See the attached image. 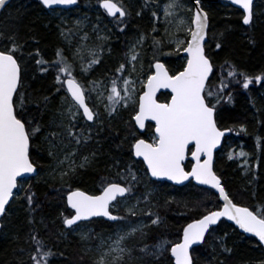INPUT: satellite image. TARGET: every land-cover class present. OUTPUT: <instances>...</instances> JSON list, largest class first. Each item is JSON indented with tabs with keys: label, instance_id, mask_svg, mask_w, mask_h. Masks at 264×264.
Returning a JSON list of instances; mask_svg holds the SVG:
<instances>
[{
	"label": "snow or ice",
	"instance_id": "1",
	"mask_svg": "<svg viewBox=\"0 0 264 264\" xmlns=\"http://www.w3.org/2000/svg\"><path fill=\"white\" fill-rule=\"evenodd\" d=\"M10 4L11 0H0V10H5ZM40 4L55 11L56 6L77 5L78 0H40ZM231 4L242 10L244 25L254 26V0H231ZM192 5L195 11L193 7L186 6L184 0H164L162 5H158L157 10L152 11L155 20L150 33H142L129 47L125 60L115 69L116 74L110 77L108 83L103 79L85 82L83 78H77L74 64L63 55L62 49H58L57 59L52 63L58 73L55 82L59 86L56 91L61 92V104L50 119L47 130L32 115L28 107L29 96L23 90L20 60L24 55V44L17 33L6 35L0 32V217H6L10 202H14V197L18 198L23 191L28 222L35 223L32 214L39 206L34 199L35 193L25 189L18 178H24L26 174H39L32 158V148L38 139L43 138L47 154L54 161L51 168L53 178L70 185L79 169L90 167L95 161V152L82 155L79 162L76 157L103 131L100 107L103 106L108 118L118 115L121 109L131 107L134 109L132 119L139 129H145L146 122H154L151 141L137 137L131 146V154L146 165L144 175L155 178V181H172L177 185L194 180L198 185L215 189L223 205L218 206L217 210H208L205 206V214L183 228L182 238L178 242L159 237L152 245L141 243L129 246V241L137 237L141 240L146 238L145 229L149 228V224L133 218L147 216L151 225L159 226L161 223L158 214L152 218L154 214L150 210L139 207L141 203L150 202L151 191L146 185L145 191L137 195L143 176L130 163L122 171L118 170L123 183L107 181L98 195L79 188L67 193V205L74 210V214L65 216L62 223L73 232L80 231L81 240L88 244H92L94 239L98 240V243L87 248V251L99 253L93 264H144L146 258L159 259L168 252L170 264H193L190 251L193 245L205 243L206 235H212L215 231L212 226L221 218L233 221L243 232L264 244V208L254 206L250 210L247 206L234 203L213 169V152L225 135V131L218 127L216 114L230 82L221 80L220 86L213 91L209 77L214 65L206 51L208 13L201 7V0H192ZM100 7L108 16L116 17L119 14L120 23H126L124 18L129 15V10L122 3L101 0ZM136 14L141 15V12ZM158 23L165 26L163 35H151L159 33ZM82 39H88L86 33ZM149 39L152 59L147 62L148 72H144L147 55L145 42ZM215 47L220 49L222 45L217 42ZM165 48L168 50L165 51ZM82 50L92 57L87 62ZM100 51L101 45L77 48L74 58L79 57L81 73L90 72L94 65L100 63ZM181 53L184 55L181 56ZM171 56L185 61L182 70L173 71L166 66V62H161L160 57ZM36 63L47 61L37 60ZM228 76L236 77L244 89H248L254 81L264 82V74L252 77L230 70ZM239 77H243L242 81ZM161 89L170 90L168 102L159 101L157 93ZM231 100L229 93L227 102ZM50 102L49 96L35 101L38 108L44 109H48ZM148 127L152 128L153 125L148 124ZM189 155L191 160L186 164ZM239 155L247 157L249 154L241 152ZM229 159H232L231 155ZM121 211L123 215L119 214ZM95 217H104L120 224L113 234L105 237L80 223L91 222ZM30 237L36 249L30 257L33 264H50L55 252L51 248L45 250L46 245L34 227ZM218 246L224 252H231L222 239ZM136 252L140 255H134Z\"/></svg>",
	"mask_w": 264,
	"mask_h": 264
},
{
	"label": "trees",
	"instance_id": "2",
	"mask_svg": "<svg viewBox=\"0 0 264 264\" xmlns=\"http://www.w3.org/2000/svg\"><path fill=\"white\" fill-rule=\"evenodd\" d=\"M117 2L129 10V15L124 18L126 23H120L119 18L108 17L100 9L101 0H78L73 9L55 11L45 9L40 0H14L0 14V32L6 35L17 33L18 39L24 44V55L20 60L23 90L29 96L28 107L32 115L44 130H47L50 119L61 104V92L56 91L59 86L55 82L58 73L52 63L57 59V50L62 49L63 55L74 64V75L77 78H83L85 82L86 79H109L125 60L129 45L134 44L142 33H150L155 20L152 11L157 10L164 0ZM184 2L192 6L191 0ZM202 7L209 17L206 51L214 65L209 81L213 91L220 86L221 80L230 82L224 90L225 99L218 106L216 116L218 127L230 130L231 134L216 155L215 171L234 203L247 206L250 210L254 206L264 208V82L254 81L248 89H244L236 77L228 76L230 70L252 77L264 74V0H255L252 27L242 23L241 11L231 5L204 1ZM137 12H141V15H137ZM82 19V29L76 35L72 29ZM103 24V36L107 38L98 42L96 37H99ZM160 32L159 28V33L151 35H162ZM85 33L87 40L82 39ZM217 42L222 45L220 49L215 47ZM150 44V39L145 42L147 55L144 72H148L147 62L152 59ZM82 45L90 48L101 45L102 50L107 51H100V63L86 74L80 71L79 57L74 58L77 48ZM84 52L86 51L82 50V55ZM84 59L86 62L89 60ZM160 59L173 71L182 70L185 63L178 56ZM37 60L47 63L37 64ZM238 79L242 81L243 77ZM229 93L231 102H227ZM44 96L51 98L48 109L38 108L35 103ZM158 99L160 102H168L170 95L161 94ZM133 114L134 109L131 107L121 109L112 118L103 114V131L76 157L79 162L82 155L95 152V161L90 167L79 169L70 185L53 178L51 168L54 161L47 154L43 138L36 141L32 148V158L39 174L22 180L24 188L35 193L34 199L39 205L32 214L35 223L28 222L29 214L23 199L25 193L21 191L19 197H14V202L10 203L6 217L1 219L0 264H33L30 258L36 250L30 237L33 227L38 237L44 241L45 250L51 248L55 252L50 264H93L96 258L86 250L85 242L62 223L65 216L72 214L66 205L67 193L79 188L89 194H99L107 181L123 183L118 170L122 171L130 163L143 176L137 195L145 191L146 185L151 191L150 202L141 203L139 207L145 211L150 210L154 214L152 218L158 214L161 223L159 226L151 225L147 216L133 218L149 224V228L145 229L146 238L141 240L137 237L129 241V246L141 243L152 245L159 237L178 242L182 238L183 228L205 214V206L208 210L222 207L212 190L193 183L183 187L165 182L153 183L149 176L144 175L146 168L131 154V146L135 138L146 139V135L153 134L154 126L149 128L147 125L146 132L140 134L133 122ZM241 152L249 155L240 156ZM230 155L232 159H229ZM119 214L123 215L124 212ZM82 224L87 225V229H93L94 233L106 235L113 232L120 222L109 223L97 219ZM213 229L215 231L210 237H206V242L192 251L193 264H264V249L255 238L245 236L225 221ZM221 239L231 249L230 253L222 251L218 246ZM134 255L138 256L140 253L136 252ZM149 261L150 264H170V252L159 259L146 258L144 264H149Z\"/></svg>",
	"mask_w": 264,
	"mask_h": 264
},
{
	"label": "water",
	"instance_id": "3",
	"mask_svg": "<svg viewBox=\"0 0 264 264\" xmlns=\"http://www.w3.org/2000/svg\"><path fill=\"white\" fill-rule=\"evenodd\" d=\"M14 0H11V3L13 2ZM206 2V1H210V2H219V3H224V4H228V5H231V6H233L234 8H237L238 9V6H235V5H232L231 4V0H201V7H202V3L203 2ZM254 3H255V0H254ZM76 7V5H74V6H70V7H64V6H56L55 8L56 9H73V8H75ZM204 10V9H203ZM4 10H0V14L3 12ZM194 11H195V8H194ZM205 11V10H204ZM240 11H242V10H240ZM117 16H119V14H117ZM116 16V17H117ZM209 18V17H208ZM208 24H209V19H208ZM207 31H209V27H208V30ZM206 40L208 41V35H207V37H206ZM184 55V54H183ZM162 62V61H161ZM213 74V73H212ZM212 74L210 75V77H209V79L211 78V76H212ZM161 93H169L170 94V90H167V89H161L160 90V92H158L157 93V97L161 94ZM134 123H135V121H134ZM148 123H152V124H154V122H151V121H149V122H146V126H147V124ZM136 129H137V131L140 133V134H143L144 132H145V130H146V127H145V129H139L138 128V126H136ZM225 131V135L221 138V142H220V144H219V146L214 150V152H213V169H214V171H215V156H216V153L222 148V145H223V142H224V140H225V138L227 137V136H229L230 134H231V131L230 130H224ZM136 158V157H135ZM137 160H140L139 158H136ZM202 159H203V157H202ZM189 160H191V157L189 156ZM187 162H188V160L187 161H185V163L187 164ZM216 172V171H215ZM30 175H35V173H33V174H26V176L24 177V178H18L19 180H23V179H25L26 177H28V176H30ZM152 180H154L155 181V178H151ZM157 182H165V183H168V184H171V185H173V186H175V187H183V186H186L187 184H189V183H191V182H193L194 183V185H196V186H198V187H201V188H205V189H209V190H212L218 197H219V193L215 190V189H211L209 186H205V185H198V184H196V182L193 180V181H186V182H184V184H182V185H177V184H175L174 182H172V181H166V180H164V181H157ZM221 183H222V180H221ZM223 185V184H222ZM224 186V185H223ZM14 191H16V190H14ZM220 200V199H219ZM66 201H67V198H66ZM220 202H221V204L223 205V201L222 200H220ZM11 203V202H10ZM68 206V205H67ZM68 208H70L69 206H68ZM71 209V208H70ZM0 219H1V217H0ZM106 220H107V218H105ZM109 223H116L115 221H109V220H107ZM222 221H225V222H227V223H229V224H232L233 226H235L238 230H239V232L240 233H242V234H245L246 236H252L251 234H249V233H245V232H243V230L242 229H240L237 225H235L234 224V222L233 221H229V220H227L226 218H221V220L216 224V225H213L212 226V228H216ZM80 223H84V221H82V222H80ZM73 227H75V226H73ZM0 234H1V228H0ZM208 235H206V237H207ZM254 237V236H253ZM256 238V237H255ZM206 239V238H205ZM256 239H258V238H256ZM204 244V243H203ZM203 244H197V245H193V248L190 250L191 252L194 250V249H196V248H198V247H200L201 245H203ZM263 246H264V244H262Z\"/></svg>",
	"mask_w": 264,
	"mask_h": 264
},
{
	"label": "rangeland",
	"instance_id": "4",
	"mask_svg": "<svg viewBox=\"0 0 264 264\" xmlns=\"http://www.w3.org/2000/svg\"><path fill=\"white\" fill-rule=\"evenodd\" d=\"M164 3V2H163ZM163 3H161L160 5H162ZM185 3V5L186 6H188V7H193V5L191 6V4H189V3H186V2H184ZM187 15H189V16H191L192 15V13H186ZM82 24H83V19L79 22V24L77 23L75 26H74V28L72 29L73 31H75L76 32V35H77V31H79V30H81L82 29ZM158 25V27L161 29V34L163 35V29H164V24L163 23H158L157 24ZM104 33H105V30H104V24H103V26H102V29H100V32H99V37H104L103 35H104ZM96 34V33H95ZM97 35V34H96ZM162 35H160V36H162ZM97 39H98V42H102V40L103 39H99L98 37H96ZM94 43H95V39H94ZM135 44V43H134ZM131 45H133V44H131ZM131 45H129V47L131 46ZM129 47H128V49H129ZM166 50H168L167 48H165ZM103 52H107L106 50H102ZM100 52H98V55L100 56V54H99ZM83 56H84V58H87V59H91L92 57L88 54V52L86 51V52H84V54H83ZM115 74V73H114ZM113 74V75H114ZM113 75H110V77L111 76H113ZM110 77H109V79H110ZM145 77H141V79H144ZM98 79H103V78H98ZM109 79H108V77H107V79H103L104 80V82L105 83H108V81H109ZM88 80L86 79V82H87ZM138 91H141V89H139L138 88ZM100 112H101V118L102 117H105L104 115H106L107 116V114L105 113V111H104V108H103V106H101L100 107ZM104 114V115H103ZM108 117V116H107ZM153 138V134H149V135H146V140H148L149 142L151 141V139ZM24 181H22L21 183H23ZM23 186H24V183H23ZM17 191V190H16ZM116 229L117 228H115L114 229V231L113 232H111V233H108V234H106V235H104L105 237H107L108 235H110V234H113L115 231H116ZM92 231H93V229H91ZM72 233L74 234V235H76V236H78L79 238H81L80 237V231H76V232H73L72 231ZM85 242V241H84ZM95 243H98V240H95V242L93 241L92 242V244H88V243H86L85 242V245H86V250H87V248L88 247H92ZM88 252H91V253H93V255H94V257L95 258H97V256L99 255V253L98 252H96L95 250H93V251H88Z\"/></svg>",
	"mask_w": 264,
	"mask_h": 264
},
{
	"label": "bare ground",
	"instance_id": "5",
	"mask_svg": "<svg viewBox=\"0 0 264 264\" xmlns=\"http://www.w3.org/2000/svg\"><path fill=\"white\" fill-rule=\"evenodd\" d=\"M191 2H192V0H191ZM204 3V2H203ZM202 3V4H203ZM100 6V5H99ZM203 8V7H202ZM47 9V8H46ZM56 9V8H55ZM100 9L104 12V13H106L105 12V10L102 8V7H100ZM48 10H52V9H48ZM193 11H194V7H193ZM110 18H119V16H117V17H111V16H109ZM150 124H152V123H150ZM152 125H154V124H152ZM136 127V126H135ZM230 136V135H229ZM229 136H227V137H229ZM226 137V138H227ZM225 138V139H226ZM225 141V140H224ZM223 144H224V142H223ZM222 147H223V145H222ZM222 149V148H221ZM220 149V150H221ZM219 150V151H220ZM218 151V152H219ZM218 152L216 153V155L218 154ZM190 156V155H189ZM135 158V157H134ZM136 159V158H135ZM137 160V159H136ZM215 160H216V156H215ZM138 161H140V160H138ZM188 161H190V160H188ZM145 166V168H146V165H144ZM190 170V169H189ZM36 175V174H35ZM35 175H30V176H28V177H26L25 179H23V180H26V179H30V178H32V177H34ZM151 179V178H150ZM152 180V179H151ZM154 181V180H153ZM155 182H157V181H155ZM191 183H193V182H191ZM194 184V183H193ZM100 194V193H99ZM98 195V194H97ZM66 198H67V196H66ZM66 205H67V201H66ZM67 208H68V206H67ZM70 211H71V213L72 214H74V210H72V209H70V208H68ZM1 219H2V217H1ZM1 219H0V223H1ZM97 219H102V220H105V221H107L104 217H95V218H93V220H97ZM86 222H88V221H84V223H86ZM108 222V221H107ZM82 224V223H81ZM66 227V226H65ZM235 227V226H234ZM236 228V227H235ZM66 229H68V228H66ZM237 229V228H236ZM239 231V230H238ZM245 235V234H244ZM246 236V235H245ZM247 237H252V238H255V237H253V236H247ZM256 239V238H255ZM257 241H258V239H256ZM259 242V241H258ZM259 244L262 246V248L264 249V246L259 242Z\"/></svg>",
	"mask_w": 264,
	"mask_h": 264
},
{
	"label": "flooded vegetation",
	"instance_id": "6",
	"mask_svg": "<svg viewBox=\"0 0 264 264\" xmlns=\"http://www.w3.org/2000/svg\"><path fill=\"white\" fill-rule=\"evenodd\" d=\"M108 16V15H107ZM109 17V16H108Z\"/></svg>",
	"mask_w": 264,
	"mask_h": 264
}]
</instances>
